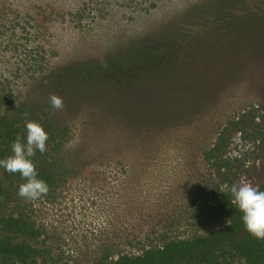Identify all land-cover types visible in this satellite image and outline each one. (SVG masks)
I'll list each match as a JSON object with an SVG mask.
<instances>
[{
	"label": "rangeland",
	"instance_id": "obj_1",
	"mask_svg": "<svg viewBox=\"0 0 264 264\" xmlns=\"http://www.w3.org/2000/svg\"><path fill=\"white\" fill-rule=\"evenodd\" d=\"M199 1L0 0V90L12 93L16 102L43 107L49 100L39 75L32 74L35 62L39 67L48 59L59 66L85 56L100 58L122 36L147 45L156 24L170 22ZM174 27H162L161 36H178ZM235 33L254 38L258 46L236 39L238 53L259 51L231 78L226 71L186 65L179 71L190 77L199 73V79H160L167 93H175L165 104L173 116L152 140L127 133L119 139L121 133L109 125L96 129L87 113L64 119L51 110L55 125L66 129L55 143V156L76 161L64 178L47 186L44 198L25 201L16 191L0 204L1 212L25 215L39 231L44 264H93L104 254L137 255L223 225L207 213L221 183L203 153L230 120L238 122L243 114L248 124L227 132L221 157L239 183L249 182L247 172L257 163L256 132L264 128L259 106H264V17L244 19ZM218 49L217 42L201 40L191 50ZM149 97L137 100L134 109L162 103L160 91Z\"/></svg>",
	"mask_w": 264,
	"mask_h": 264
},
{
	"label": "trees",
	"instance_id": "obj_2",
	"mask_svg": "<svg viewBox=\"0 0 264 264\" xmlns=\"http://www.w3.org/2000/svg\"><path fill=\"white\" fill-rule=\"evenodd\" d=\"M263 17L264 0H200L170 22L156 24L147 45L122 36L116 40L115 47L100 58L85 56L59 66L51 65L47 59L39 67L35 62L32 74L39 75L41 87L48 97L56 95L62 99L63 108L59 113L64 119L84 112L93 124L95 122L96 129L109 125L121 133V136L117 134L119 139L127 133L131 137L140 136V141L146 142L158 135L164 125L170 123L168 117L173 116L167 112L165 104L175 93L171 90L167 93V87L160 79L181 83L186 82L187 77L188 81L199 79V73L197 77H190L179 71L186 65L213 72L226 71L231 78L238 67L249 61L251 54L259 51L254 48L238 53L233 44L236 39L258 46L253 43L254 38L237 35L235 30L246 18ZM171 25L175 26L178 36H161L162 27ZM213 32L219 33L220 37L212 38L216 34ZM201 40L217 42L219 49L215 52L191 50L198 48ZM176 69L178 71L174 73ZM157 91L162 93V103L144 111L134 109L137 100H150L149 95ZM259 106L263 120L264 106ZM51 110L50 104L29 107L16 102L12 93L0 90V160L12 155L11 144L17 136L23 139L25 123L29 120L37 122L48 139L46 151L43 154L37 152L32 162L37 177L49 188L59 178H64L70 169L68 165L73 166L76 161L55 156V143L60 144L66 129L63 131L55 125ZM249 110L256 109L249 106ZM240 117L238 122L230 120L228 128L221 130L203 153L204 160L221 183L215 187L214 202L206 207L207 213L223 225L208 235L166 240L137 255L120 254L110 258L104 254L93 264H264V239L258 240L245 230L242 213L225 189V185L240 184L221 157L229 139L227 132L241 130L248 124L246 116L241 114ZM255 137L257 163L247 174L249 182L264 191V128H259ZM22 183L24 180L19 173L12 174L0 168V204L8 202ZM39 236V231L25 215L5 214L0 209V264H37L39 259L44 264L47 253L38 243Z\"/></svg>",
	"mask_w": 264,
	"mask_h": 264
},
{
	"label": "clouds",
	"instance_id": "obj_3",
	"mask_svg": "<svg viewBox=\"0 0 264 264\" xmlns=\"http://www.w3.org/2000/svg\"><path fill=\"white\" fill-rule=\"evenodd\" d=\"M49 104L54 111H61L63 101L56 95H49ZM47 133L35 121L25 123L23 139L17 136L11 144L12 155L0 160V168L6 172L19 173L24 183L18 186L17 196L25 201H35L47 195L48 188L37 177L32 157L46 151ZM236 208L242 213L241 220L245 230L258 240L264 239V191L249 182L225 185ZM227 225V220L225 221Z\"/></svg>",
	"mask_w": 264,
	"mask_h": 264
}]
</instances>
